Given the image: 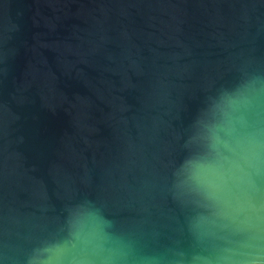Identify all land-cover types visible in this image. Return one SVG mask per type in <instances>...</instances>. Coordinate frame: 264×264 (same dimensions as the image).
Listing matches in <instances>:
<instances>
[{
	"label": "water",
	"instance_id": "water-1",
	"mask_svg": "<svg viewBox=\"0 0 264 264\" xmlns=\"http://www.w3.org/2000/svg\"><path fill=\"white\" fill-rule=\"evenodd\" d=\"M246 74L264 0H0V264L80 205L189 252L188 141Z\"/></svg>",
	"mask_w": 264,
	"mask_h": 264
},
{
	"label": "clouds",
	"instance_id": "clouds-1",
	"mask_svg": "<svg viewBox=\"0 0 264 264\" xmlns=\"http://www.w3.org/2000/svg\"><path fill=\"white\" fill-rule=\"evenodd\" d=\"M187 147L176 187L188 209L189 252L150 248L80 205L66 237L41 238L14 264H264V74H246L226 109L210 108Z\"/></svg>",
	"mask_w": 264,
	"mask_h": 264
}]
</instances>
